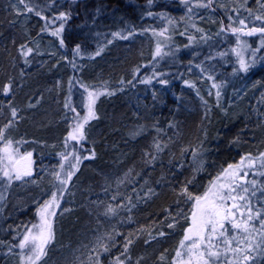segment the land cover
<instances>
[{
    "label": "trees",
    "instance_id": "16d2710c",
    "mask_svg": "<svg viewBox=\"0 0 264 264\" xmlns=\"http://www.w3.org/2000/svg\"><path fill=\"white\" fill-rule=\"evenodd\" d=\"M5 1L0 2V129H5L10 121L11 126L4 131L0 149L7 140L23 143L36 139L37 135L45 137L44 132L38 133L31 118L38 99L44 100L50 88L40 80L48 69H39L41 65L37 62L41 56L32 45L44 27L56 30L61 24L64 26L57 37L59 42L61 38L64 40L60 52L64 54L65 74L70 77L67 88L77 109L84 110L85 92L79 84L83 70L78 71L72 65L77 44L80 56L88 59L94 56V62L84 69L91 76H83V81L95 75L99 80H92V85L99 91L109 90L115 97L111 113L99 122L94 140L70 141L65 147L63 156L68 159L64 165L67 173L74 172L68 181L69 206L74 211L60 217L62 241L66 246L73 243L74 249V254L69 257L67 254L66 259L75 264H96L97 259L99 264H117V258L123 264H156L163 253L177 252L184 228L172 230L168 224L180 206L191 202L180 190L187 186L193 196L201 195L229 164L264 151L262 118L247 112L233 118L227 113L230 100L241 92L250 73L264 74V36L245 35L250 58L248 71H242L231 47L234 34L224 28L226 13L218 8L215 15L223 29H195L198 46L194 44L193 49L200 51L199 56L192 64L180 57L172 64L160 62L148 50L143 55L142 47L127 49L132 36L162 28L158 11L168 10L162 2L25 0L34 9L27 11L31 19L29 38L10 18L12 13H7ZM166 4L175 10L180 3L166 1ZM37 11L46 19L37 16ZM60 13L68 14L69 18L58 19ZM255 14L230 15L244 20L246 30L264 26V21L256 20ZM117 32L120 36H113ZM21 45L31 47L33 52L23 56ZM101 48V54L96 55ZM110 48L116 50L114 56ZM106 59H109L106 66H97V62ZM137 61L140 62L136 64ZM95 68L97 71L91 72ZM193 74L208 81L212 94ZM145 82L148 92L154 94L151 100L124 98L129 88L143 86ZM8 84L11 90L5 95L3 87ZM13 108L17 111L15 118ZM55 124H49V135H58L60 129L63 134L68 128L62 123L57 131L53 128ZM58 152L52 151L57 159L61 157ZM76 156L81 157V162L74 169ZM86 156L89 158L84 159ZM6 179L0 173V227H4V231L0 230V264H10V253L18 251L16 240L10 235L12 231L6 226L8 220L1 216L4 208L9 207L7 200L11 196ZM263 196L257 191L254 203L260 204L259 198ZM109 207L112 212H108ZM129 240L132 242L125 251ZM102 244L107 245L108 251H104Z\"/></svg>",
    "mask_w": 264,
    "mask_h": 264
},
{
    "label": "rangeland",
    "instance_id": "374dc122",
    "mask_svg": "<svg viewBox=\"0 0 264 264\" xmlns=\"http://www.w3.org/2000/svg\"><path fill=\"white\" fill-rule=\"evenodd\" d=\"M156 1L162 2L165 7H168V10L158 11V19L159 22H162V28L158 32L150 31L149 33L145 32L140 36H132V42L127 49H134L136 47L137 49H141L142 47L143 55L148 50L147 52L160 62L164 61L173 64L176 63L175 61H177L178 57H180L184 58L188 64H192L200 54L199 50L193 49V47H195L194 44L198 46L194 30L199 28L207 29L210 27L213 30L217 29V31L219 29H223L222 22H220L215 15L216 13H219V10H217L219 8L226 13L225 18L228 22L225 21L224 28L229 32V34H234L231 38L233 39L231 47L238 62L240 63V61L243 60L245 64L248 65L250 56L247 52V37L245 39V35L240 31L233 33L232 29L243 28V31L247 32L249 28L244 30V25L240 24V19H237L235 16L233 17L230 14L242 13L243 15H246V13H249V10H251L252 14L256 13L255 15H258V13H262L261 15L263 16L264 9L260 7L257 0H211V2L210 0ZM166 1L169 3L171 1L179 2V9L171 10V6L167 5ZM0 2L3 3L4 0H0ZM5 4L7 13H12L10 18L17 22L23 32L31 38V35H29L31 30L29 26L31 19L25 6H23L19 0H6ZM173 4L177 6V3ZM204 5L208 6L204 7ZM42 29L44 31L40 29V33L32 40V45L34 46L36 52L41 56V59L37 62L38 65H41V68L39 69H48L47 72L45 71L46 73L40 80L45 83L43 84L44 86H49L50 88L44 100L42 97L38 99V102L35 104L36 108L31 112V118L34 126L38 130V133L40 134L41 132H44L45 137H39L37 135L36 139L25 141L23 143H16L12 141V148L18 149L15 159L18 160L20 156L25 155L28 152L32 153V175L30 177H24L21 180L13 179L11 182L6 179V183L10 185L9 195L11 194V196L10 199L7 200L9 201V207L4 208L5 210L2 211L1 216H6V219L8 220L6 226L12 231L10 235L16 240L18 249L17 252L13 251V253H10V256L12 257L10 264H28L27 260L22 261V257H26L29 254V249H20L18 245L24 235L27 234L28 229L32 228L33 224L39 223L37 214L38 206L51 199L52 194L56 193L59 200V207L55 208L56 215L52 218L54 239L47 245L46 255L43 256L37 264H75L72 263L71 260L68 261V259H66L71 254H74V252H72L74 250L72 249L73 243H71V246L67 245L68 247L64 244L62 241L63 235L61 236L62 227H60L61 218L74 211V209L69 206L71 202L68 198L70 187H68V183L66 185H61L56 180L55 173H60L62 179L67 176L68 168L64 165L63 155L66 153V144L70 143L72 140H68L66 143L65 138L72 128L75 127V124L77 122H82L83 117L88 114V94L90 92L104 93L96 99L94 104V111L97 118L90 120L87 123V127L84 128L86 138L83 141L90 142L94 140V134L96 133L97 135L96 129L99 122L103 120L105 115L109 116V113H111L110 106L115 102V97L109 90L99 91L94 85H92V82H94L92 80H99L97 79V76L94 75L92 76L94 77L93 79L83 81V76L86 78L91 76L89 75L90 72H85L84 69L94 62V56L91 59H88L83 56L76 55L72 65H75L78 71L82 72L83 70L80 77L82 81H80L79 84L85 88L83 98L84 110L82 112L77 109L75 104H73V98L70 96L67 88V86H69L70 77L65 74L67 73L66 70H64V65L66 64L63 62L64 54L60 52L61 47L59 39L57 36L52 35L54 30L50 28L46 29L45 27ZM161 32H163V35H160ZM158 46L160 48V54L156 55ZM111 49L112 48H110V54L114 56L117 52L116 50ZM143 55L142 57H144ZM113 59L117 60L116 58H112L111 60ZM108 61L109 59H106L103 62H97V66H106L109 63ZM139 62L140 61H137L136 64ZM58 64L61 65L60 68H56ZM95 70L97 71L95 68L91 72L95 73ZM193 76L196 77V79H201L203 82L201 84L205 87V89H207V93L212 94L211 85H208V81L206 82L202 75L193 74ZM129 89L130 90L127 93V96H124V98H128L129 101L130 98L142 99L146 97H149L148 100H151L154 95L152 92H148L146 82L143 86L142 84L135 85V88ZM240 91L241 92L238 93L237 96L230 100L229 105L227 106V113L233 118L240 114H244L245 112L251 113L258 119L261 117L264 125V74L262 73L261 75H257L251 72L246 78V81L244 85H242ZM118 100L123 102L121 98ZM143 101L145 100L143 99ZM215 103L218 104L217 99ZM45 104L47 105L44 106ZM65 104H68L69 107L66 108ZM72 108H74L75 111H72ZM65 111H71L72 114L66 115ZM53 122H56V126L53 128L57 131L62 123L64 125H68V128L63 130V134L60 129L58 135H49L48 131H50V125ZM54 149L59 151L58 153L60 155L63 154L60 157L62 158L61 163L58 162L60 158L57 159L56 156L52 155V151ZM261 153H264V151ZM261 153L256 156H250V159L255 162L254 167L249 168L247 166L248 161L246 159L241 172V175L245 171L248 172L245 179L247 181L255 180L258 188L260 186H264V175H260V173L264 172V166H262L264 165V159L260 158ZM240 161L241 160L234 164H238ZM23 163L24 162L21 161V166ZM62 164L63 168H61ZM14 166L15 165L8 160L6 153L1 151V175L3 176V172L5 170L11 172ZM86 169L89 170L88 167ZM107 181L109 182V180ZM248 186L250 187V185ZM61 189H63L62 192L60 191ZM259 199L262 202L260 204H256V202L254 203L255 198L252 197V203L256 209L264 207V196ZM191 207V202H185L182 206H180L176 211L175 219L169 223L174 224V226L170 228L174 229L178 226V224H183V228L185 230L188 227V220L184 217L190 215ZM0 230L4 231V227H0ZM32 232H36V229H32ZM256 239L258 240L259 237ZM178 250L183 251V249H180V243ZM67 254L68 257H66ZM161 257H163V259H161ZM175 259L176 252L171 255H169L168 252H165L160 255L156 264H173ZM257 264H264V260H258Z\"/></svg>",
    "mask_w": 264,
    "mask_h": 264
},
{
    "label": "snow or ice",
    "instance_id": "6c2138e0",
    "mask_svg": "<svg viewBox=\"0 0 264 264\" xmlns=\"http://www.w3.org/2000/svg\"><path fill=\"white\" fill-rule=\"evenodd\" d=\"M19 2L25 6L28 12L34 11L33 8L27 6L25 0H19ZM257 3L264 9V0H257ZM204 6L207 7L208 5ZM249 13L251 14V10H249ZM35 14L41 16L39 11ZM68 18L66 13H60L58 17L61 20H67ZM41 19L46 18L41 16ZM255 19L264 21V16L257 15ZM240 24L244 25V20H241ZM63 27V24H61L52 32V35L60 36ZM232 31L233 33L240 31L249 36L256 33L264 36V26L253 27L247 32H244L243 28L232 29ZM160 35H163V32ZM113 36H120V33H113ZM121 38L127 39V37ZM262 43H264V40H262ZM60 44L61 46L64 45L63 38L60 39ZM102 51L101 48L96 52V55H100ZM32 52L31 47L21 45L23 56L27 57ZM75 52L79 55V44L76 45ZM159 54L160 48L158 46L156 55ZM240 68L242 71H248V65L243 60L240 61ZM161 83H167V81H161ZM10 90L11 84L3 87L5 95L9 94ZM103 94V92H90L88 94V114L83 117L82 122H77L75 127L68 133L65 138L66 143L68 140L79 143L86 138L85 125L90 120L97 118L94 104L96 99ZM217 95L219 96V93ZM65 107L68 108L69 105L65 104ZM71 110L75 111L74 108ZM12 116L14 118L17 116L15 108L12 109ZM10 126L11 121L8 125H5V129ZM5 129H0V141L4 140ZM157 148L159 149V145H157ZM0 151L6 153L8 160L15 165L11 172L7 170L3 172V176L9 182L13 179L21 180L32 175L31 152L20 156L18 160L15 159L18 149L12 148L11 140H7ZM88 158L87 156L84 157V159ZM260 158L264 159V153L260 154ZM63 159L67 160L68 156H63ZM246 159L249 168L255 166V162L250 159V154L249 157H242L238 164H229L210 183L202 195L193 196L192 193L188 192L187 186L180 190V194L186 196V199L192 202V207L190 215L184 217L188 220V227L184 230V236L180 242V249H183V251L177 250L173 264H257L258 260H264V207L256 209L252 203V197L257 195V191L264 195V186L258 188L255 180L247 181L245 178L248 172L246 171L241 175ZM75 160L76 163L72 165L74 169L81 162V157L76 156ZM21 161L24 162L22 166ZM61 168H63V164ZM72 175H74V172H68L66 178L62 179L60 173H55V178L61 185H66ZM260 175H264V172ZM188 183H191V181ZM60 191L62 192L63 189ZM149 191L151 192V189ZM58 207L59 200L56 193L52 194L51 199L38 206L39 223L33 224L32 228L28 229L27 234L24 235L18 245L20 249H29V254L22 257V261L27 260L28 264H37L46 255L47 245L54 239L52 218L55 217V208ZM112 211L113 209L109 207L108 212ZM168 226L173 227L174 224ZM32 229H36V232H32ZM160 235H163V233H160ZM257 237H259L258 240ZM131 242L129 240L125 244V251H127L128 244H131ZM101 247L104 251H108L107 245L102 244ZM96 264H99L98 259ZM117 264H123V261L117 258Z\"/></svg>",
    "mask_w": 264,
    "mask_h": 264
},
{
    "label": "bare ground",
    "instance_id": "6f19581e",
    "mask_svg": "<svg viewBox=\"0 0 264 264\" xmlns=\"http://www.w3.org/2000/svg\"><path fill=\"white\" fill-rule=\"evenodd\" d=\"M168 225H169V224H168ZM168 227H169V226H168ZM182 227H183V224H178V226H177L176 228L173 229V228H170V227H169V229L175 230V229H180V228H182ZM172 230H171V232L175 234V232L172 231ZM182 238H183V236H182Z\"/></svg>",
    "mask_w": 264,
    "mask_h": 264
}]
</instances>
